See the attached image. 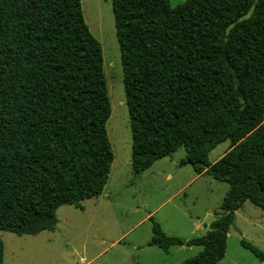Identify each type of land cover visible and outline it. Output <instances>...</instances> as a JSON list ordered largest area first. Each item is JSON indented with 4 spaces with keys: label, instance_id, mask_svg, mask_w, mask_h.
Returning a JSON list of instances; mask_svg holds the SVG:
<instances>
[{
    "label": "trees",
    "instance_id": "1",
    "mask_svg": "<svg viewBox=\"0 0 264 264\" xmlns=\"http://www.w3.org/2000/svg\"><path fill=\"white\" fill-rule=\"evenodd\" d=\"M110 1L133 173L183 148L179 165L229 186L203 235L168 236L150 217L146 245L200 247L183 264H217L236 211L245 202L264 210V0ZM110 114L102 48L81 0H0V233L52 232L59 207L82 210L102 195Z\"/></svg>",
    "mask_w": 264,
    "mask_h": 264
},
{
    "label": "rangeland",
    "instance_id": "2",
    "mask_svg": "<svg viewBox=\"0 0 264 264\" xmlns=\"http://www.w3.org/2000/svg\"><path fill=\"white\" fill-rule=\"evenodd\" d=\"M185 1L169 0L172 8ZM81 7L86 24L102 48L111 107L106 123L114 156L110 175L99 198L81 202L83 210L72 205L59 207L54 231L35 236L1 232L2 264H183L201 248L193 251L174 248L169 253L149 248L145 245L152 234L149 218L158 222L168 236L182 239L201 236L202 232L192 234L190 225L200 221L208 225L212 217L204 218L206 213L218 211L229 186L205 175L178 192L196 174L190 165H179L185 158L183 148L172 157L156 161L152 170L161 172L156 182L148 173H133L131 133L111 1L81 0ZM228 150V141L218 145L208 155L210 163ZM166 174L171 175L170 181L165 179ZM183 222L187 229L177 227V223ZM242 239L264 253V210L249 202L236 212L225 256L217 264H264V260H258L241 246Z\"/></svg>",
    "mask_w": 264,
    "mask_h": 264
},
{
    "label": "crops",
    "instance_id": "3",
    "mask_svg": "<svg viewBox=\"0 0 264 264\" xmlns=\"http://www.w3.org/2000/svg\"><path fill=\"white\" fill-rule=\"evenodd\" d=\"M227 152V151H226ZM225 154V153H224ZM223 154V155H224ZM222 154L221 155H219L218 157H217V159L215 160V161H213L211 164H213V163H215L219 158H221L222 156H223ZM170 157H172V156H170ZM168 159V158H167ZM170 160L169 161H171L170 162V164L171 165H174V160H171L172 158H169ZM162 160V159H161ZM158 161H160V160H158ZM157 161V162H158ZM156 162H154L153 163V165L155 164ZM153 165L150 167V168H148L146 171H144L143 173H141V174H139V175H145V173H148V176H149V178L151 177L153 180V182H156V176L158 175V174H161V172H159V171H157V169L155 170V171H153L152 170V168H153ZM203 176H205V174H200V175H198V174H195V177L193 178V179H191L190 181H188L187 183H185L180 189H179V191L178 192H181L183 189H185L190 183H191V181L192 180H197V179H199V178H201V177H203ZM165 179L167 180V181H170L171 180V175L170 174H166V177H165ZM99 198V197H98ZM83 210V209H82ZM237 212V211H236ZM151 214V213H150ZM236 214V213H235ZM212 217V219H211V221L208 223V225H206V223H205V221H200V222H192V224L190 225V223H189V221H188V223H189V225H190V232L193 234L194 232H202V234L201 235H203L204 233H205V231L209 228V225H210V223L216 218V213H214V214H212V215H210L209 213H206V215H205V217L204 218H206V217ZM189 219V218H188ZM190 220V219H189ZM177 227L178 228H180V229H187V226H186V223H177ZM163 228V227H162ZM163 231H164V229H163ZM167 235V234H166ZM184 240H189V239H184ZM148 242V241H147ZM146 245V244H145ZM149 248H151V247H155V248H157L156 246H148ZM174 248H177V249H189L188 251H193L192 249H194V248H200V247H196V246H192V247H185V246H172V247H170L169 248V250H168V252H165V253H169V251L171 250V249H174ZM159 249V248H158ZM161 250V249H160ZM161 251H163V250H161ZM178 251H180V250H178ZM164 252V251H163ZM91 262H88L87 264H90Z\"/></svg>",
    "mask_w": 264,
    "mask_h": 264
}]
</instances>
